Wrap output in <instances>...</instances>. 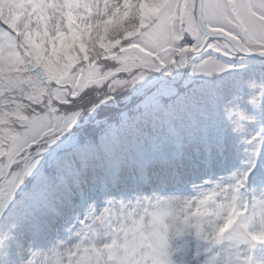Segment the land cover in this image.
Listing matches in <instances>:
<instances>
[{"label":"snow or ice","instance_id":"obj_1","mask_svg":"<svg viewBox=\"0 0 264 264\" xmlns=\"http://www.w3.org/2000/svg\"><path fill=\"white\" fill-rule=\"evenodd\" d=\"M0 264H264V0H0Z\"/></svg>","mask_w":264,"mask_h":264}]
</instances>
